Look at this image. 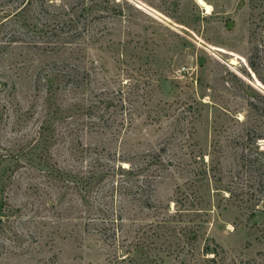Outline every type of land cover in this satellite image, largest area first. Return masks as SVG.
Returning a JSON list of instances; mask_svg holds the SVG:
<instances>
[{
    "label": "rangeland",
    "instance_id": "rangeland-1",
    "mask_svg": "<svg viewBox=\"0 0 264 264\" xmlns=\"http://www.w3.org/2000/svg\"><path fill=\"white\" fill-rule=\"evenodd\" d=\"M206 1L0 0V264H264V0Z\"/></svg>",
    "mask_w": 264,
    "mask_h": 264
},
{
    "label": "bare ground",
    "instance_id": "bare-ground-1",
    "mask_svg": "<svg viewBox=\"0 0 264 264\" xmlns=\"http://www.w3.org/2000/svg\"><path fill=\"white\" fill-rule=\"evenodd\" d=\"M207 13L210 12L212 6L206 0H195Z\"/></svg>",
    "mask_w": 264,
    "mask_h": 264
},
{
    "label": "trees",
    "instance_id": "trees-1",
    "mask_svg": "<svg viewBox=\"0 0 264 264\" xmlns=\"http://www.w3.org/2000/svg\"><path fill=\"white\" fill-rule=\"evenodd\" d=\"M250 170H253L252 168Z\"/></svg>",
    "mask_w": 264,
    "mask_h": 264
}]
</instances>
